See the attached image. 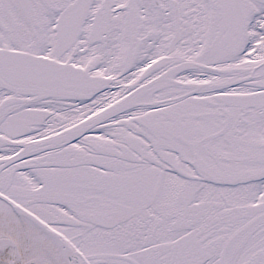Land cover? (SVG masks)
Here are the masks:
<instances>
[{
	"label": "snow or ice",
	"instance_id": "6c2138e0",
	"mask_svg": "<svg viewBox=\"0 0 264 264\" xmlns=\"http://www.w3.org/2000/svg\"><path fill=\"white\" fill-rule=\"evenodd\" d=\"M0 264H264V0H0Z\"/></svg>",
	"mask_w": 264,
	"mask_h": 264
}]
</instances>
